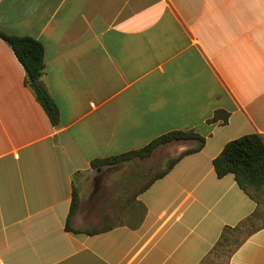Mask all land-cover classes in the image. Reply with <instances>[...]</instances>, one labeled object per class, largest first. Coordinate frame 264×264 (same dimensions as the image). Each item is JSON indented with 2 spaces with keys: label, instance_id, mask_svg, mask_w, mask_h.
Segmentation results:
<instances>
[{
  "label": "crops",
  "instance_id": "0c3cea01",
  "mask_svg": "<svg viewBox=\"0 0 264 264\" xmlns=\"http://www.w3.org/2000/svg\"><path fill=\"white\" fill-rule=\"evenodd\" d=\"M0 30L43 43L41 84L60 111L54 126L0 38V264H207L258 209L213 161L264 139V0H0ZM174 131L206 141L162 177L200 143L92 169ZM74 191L77 210L89 198L116 224L68 231ZM249 228L227 264H264V226Z\"/></svg>",
  "mask_w": 264,
  "mask_h": 264
},
{
  "label": "trees",
  "instance_id": "16d2710c",
  "mask_svg": "<svg viewBox=\"0 0 264 264\" xmlns=\"http://www.w3.org/2000/svg\"><path fill=\"white\" fill-rule=\"evenodd\" d=\"M0 38L9 44V46L14 51L18 61L24 67L26 72V86L30 87L37 101L41 104L46 114L48 115L51 123L54 126L60 124V111L48 91L42 86L41 79L45 73V48L43 43L32 38V37H18L11 36L0 30ZM218 118H220L223 123H227L229 119V114L225 112H218ZM175 140H195L200 144L197 148L186 151L180 155L177 159L173 160L168 168L162 172L159 177L167 174L175 164L184 156L200 151L204 144L205 138L201 137L195 132H185V131H174L153 141L151 144L145 148L138 151H131L124 153L119 156L97 159L91 163L93 170H98L104 166H114L123 162L130 161L135 157H147L150 156L153 150L162 144L169 143ZM213 166L218 178H223L228 174H233L239 185V187L260 205L259 200L256 195L264 192V139L259 134H249L241 138L235 139L227 143L222 150V152L214 159ZM98 178L96 179V185L98 184ZM98 186L96 187V189ZM79 206V200L77 199L76 192L74 191V199L72 203V208L66 229L70 232L76 233L71 228V218L75 214ZM258 215V209L246 219L240 226L248 224L249 227L255 223ZM226 229L227 231H233L238 229ZM264 226V225H263ZM103 229H87L84 231L86 234H97L105 231ZM225 232L222 234L221 239H223ZM220 240L218 244H220ZM217 244V246H218ZM216 246V247H217Z\"/></svg>",
  "mask_w": 264,
  "mask_h": 264
},
{
  "label": "rangeland",
  "instance_id": "374dc122",
  "mask_svg": "<svg viewBox=\"0 0 264 264\" xmlns=\"http://www.w3.org/2000/svg\"><path fill=\"white\" fill-rule=\"evenodd\" d=\"M92 180V185H94V189L100 184L96 185V179L98 175L96 172H93L90 176ZM106 178L105 182H103V188L110 186L109 174L105 173L104 179ZM257 199L260 202L258 208V215L256 219V224L258 226L264 225V192L259 193L256 195ZM108 198L107 193L104 195V200ZM111 198V197H110ZM89 198H86V202L78 209L79 211L83 212L82 215H79L77 218L74 216L71 219V225L80 231H86L87 229H103L110 226H114L116 223L112 220L110 216H105L104 210L99 209L97 213L92 214L90 213L89 208H94L95 202L89 206L90 202H87ZM98 200V198L96 199ZM110 202H108V205ZM93 205V206H92ZM77 210V211H78ZM252 229L249 228L248 224H244L240 226L238 229L233 231H227L224 234L223 239L220 240V244L214 249L212 255L208 259L207 264H227L229 257L235 250V248L242 242V240L250 233ZM212 261V262H211Z\"/></svg>",
  "mask_w": 264,
  "mask_h": 264
}]
</instances>
